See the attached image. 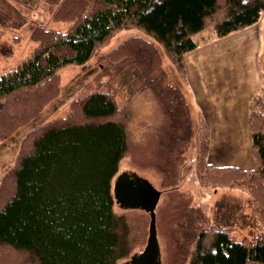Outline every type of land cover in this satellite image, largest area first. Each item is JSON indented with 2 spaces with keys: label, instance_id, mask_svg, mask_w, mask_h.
Here are the masks:
<instances>
[{
  "label": "trees",
  "instance_id": "trees-1",
  "mask_svg": "<svg viewBox=\"0 0 264 264\" xmlns=\"http://www.w3.org/2000/svg\"><path fill=\"white\" fill-rule=\"evenodd\" d=\"M13 1L30 9L35 0ZM55 1L45 0L51 6ZM58 4L57 14L64 10ZM76 4V17L65 31L32 29V53L0 73V143L58 94L60 69L76 65L88 71L90 58L113 32L136 28L148 35L149 40L133 39L153 48L162 46L186 80L183 55L199 45V32L209 26L218 37L226 36L257 23L264 10V0H77ZM11 14L9 8H0V27L13 26ZM119 47L96 59L99 69L93 84L85 82L91 87L74 95L66 115L27 129L14 162L0 176V251L8 248L7 252L25 256L21 264H117L133 255L131 211L149 215L138 208L116 211L112 184L128 152L138 167L145 163L129 148L126 121L133 116L122 115L115 93L133 103L132 90L139 91V85L142 94L150 92L156 111L164 115L156 122L160 129L152 131L164 136L160 143L166 146V161L150 159L162 176L161 187L175 183L192 144L200 182L236 185L249 192L254 215L262 216L258 223L264 229V86L248 104L254 167L216 166L207 159L209 124L200 113L195 119L191 116L181 87L169 82V71L160 59L142 64L133 54L120 56ZM112 72L118 82H111ZM103 76L107 79L100 80ZM35 89L34 97L20 104L18 95ZM172 190L166 191L170 198L163 208L155 209L157 232L162 219L169 220L164 227L168 241L164 264H264V230L250 240L233 238L225 226L210 222L201 208L189 206L190 196ZM8 259L0 264H13Z\"/></svg>",
  "mask_w": 264,
  "mask_h": 264
},
{
  "label": "rangeland",
  "instance_id": "rangeland-1",
  "mask_svg": "<svg viewBox=\"0 0 264 264\" xmlns=\"http://www.w3.org/2000/svg\"><path fill=\"white\" fill-rule=\"evenodd\" d=\"M77 0H56L53 3V6L48 5L45 0H35L31 3L30 9L25 8L26 6L18 5L13 0H0V8L2 9H10V13H12V27H0V73L4 70L9 69L12 66L17 65L21 61V59L27 57L32 53V49L35 46V40L32 39V29L38 32L40 27L51 28V29H61L65 31L71 21L76 17L75 10L77 4ZM63 5V11L57 14V6L59 4ZM66 6H65V4ZM90 6L87 3L86 9ZM259 23L261 27V48L259 55V65L263 70V79L260 87L264 86V10L259 18ZM203 29V31L199 32L196 36L200 41H204L206 37L211 34H215L211 31V29ZM38 30V31H37ZM210 32V33H209ZM140 37L141 39L149 40L148 35L142 34L136 28H123L122 30H117L112 33L111 38L107 41L101 43V45L97 48V52L90 58V65L88 67V71L81 70L80 66L76 65H67L59 70L58 74L60 76V89L58 94L54 97L52 96L46 101V104L43 105L41 111L38 112L34 118H32L27 124L20 128H16V131L13 132L12 137L3 140L0 143V176L3 172L12 165L15 158L16 150L19 146L20 139L24 136L27 129L35 126L37 123L47 122L48 120L57 119L60 116H64L69 111V102L70 100L80 92H86L93 81H91L92 77L97 73L99 69V65L96 63V59L102 54H107L112 49H116L120 45L121 53H118L120 56H124V53L129 57L131 54L137 56L139 61L142 64L150 63L152 61H156L157 59L162 62V65L169 71V82H174L181 87L183 91L181 96L183 97L182 101L187 103V108L191 116L195 119L197 114V108L194 106V103L191 99V91H189L188 79L186 76V80L181 79L179 73L176 72V69L173 67L172 60L170 57L164 53L162 46L159 44H154V48L152 46L145 45L144 41L133 37ZM127 43L125 44V42ZM151 41V40H150ZM129 42V43H128ZM125 44V45H124ZM124 45V46H123ZM146 51V53H145ZM114 56V55H113ZM184 58V57H183ZM108 60L107 56L106 59ZM112 61V59H109ZM108 62V61H104ZM184 66V62H183ZM142 68V66H141ZM185 68V66H184ZM186 70V68H185ZM106 74V73H105ZM114 74V78L111 80L112 83L118 82V78L116 77L117 73H110V75ZM107 76H103L100 80H106ZM110 77L108 78V80ZM59 80V77H58ZM91 81L92 84H85V82ZM85 84V86H83ZM140 90H141V85ZM44 86L40 87L43 89ZM39 89V90H40ZM36 90V89H35ZM139 91H136L134 88L133 93V103H130L129 97L122 96L121 94H116L115 100L119 107H122V115L123 116H133L127 117L131 118V121L127 120L126 124L129 128L130 134L128 136L129 139V148L134 151L136 157H139L141 154V161L145 164L144 166L138 167V164L132 160L131 151L128 152L124 157L120 160L119 168L117 171V176L121 172L128 173L135 172L140 176L147 178L151 184H153L160 192V198L157 202L156 212L163 208L165 202L170 198V195L166 193L168 190L180 192L182 194H187L189 197L188 205L194 206L196 208H201L205 213V216L208 217L210 222H217L220 226L226 227L229 230V234L238 240H250L252 236L258 235L260 231L264 229L260 223L261 215H254L253 204L251 201V195L247 191H243L239 186L230 187L227 185H222V187L212 186V185H203L198 177L197 173L194 170L195 168V159H194V149L193 145L190 144V147L187 153L184 156V162L180 165L177 172V179L175 183L172 182L170 185H165L164 188L161 187L160 184V173L156 172L154 167H151L150 159L155 160L157 163L164 164L166 161V146L164 143H160L161 138L164 139L163 135L155 134L152 131L154 128L156 130L160 129L156 125L160 123H156L157 119H161L164 115L163 113H159L156 111L154 104L150 99V92H144L143 94ZM38 91H34V93H22L18 95L20 104H23L27 100L31 99L33 94ZM124 91H122L123 93ZM124 94V93H123ZM26 95V96H25ZM34 97V96H33ZM54 97V98H53ZM264 97V96H263ZM132 113V114H131ZM128 114V115H126ZM165 120H168L165 118ZM143 122L146 124L145 127L141 126ZM156 123V124H155ZM155 124V125H154ZM154 126V127H153ZM149 127V128H148ZM170 130H167V134ZM166 134V136H167ZM170 134V133H169ZM168 134V136H169ZM171 135V134H170ZM251 135V134H250ZM166 137L165 140H169V137ZM210 136V130H209ZM211 136L209 137L210 143ZM164 141V140H163ZM208 143V147H209ZM252 146V145H251ZM210 149V147H209ZM136 151V153H135ZM209 153V152H208ZM155 155V156H153ZM209 155V154H208ZM207 155V158H208ZM252 161L254 167L255 159L252 156ZM157 158L160 161H157ZM137 166V167H136ZM248 167V168H252ZM246 168V167H245ZM159 169V168H158ZM177 190V191H176ZM114 209L116 211H128L124 210L118 204H114ZM131 211V217L129 221V231L131 232V237L134 239V248L132 252H139L144 248L146 244V238L148 236V225L149 218L143 212L140 213ZM256 220V227L253 225V221ZM169 220L166 218L162 219L160 224V231L157 232V240L159 241L160 253H161V264H164L166 258V246H167V237L165 236V228L166 223ZM260 222V223H258ZM9 251L8 248H3L0 251V263L6 261V257H9L8 260H11L13 264H21V262H25L26 257L21 255H16L13 252ZM132 254V253H131ZM127 258H122L117 262V264H122ZM260 264V263H259Z\"/></svg>",
  "mask_w": 264,
  "mask_h": 264
},
{
  "label": "crops",
  "instance_id": "crops-1",
  "mask_svg": "<svg viewBox=\"0 0 264 264\" xmlns=\"http://www.w3.org/2000/svg\"><path fill=\"white\" fill-rule=\"evenodd\" d=\"M261 39L258 21L226 36L211 34L183 55L191 99L210 126L207 159L216 166L253 165L248 104L263 79Z\"/></svg>",
  "mask_w": 264,
  "mask_h": 264
},
{
  "label": "water",
  "instance_id": "water-1",
  "mask_svg": "<svg viewBox=\"0 0 264 264\" xmlns=\"http://www.w3.org/2000/svg\"><path fill=\"white\" fill-rule=\"evenodd\" d=\"M113 197L123 209H143L149 215L148 236L144 248L134 252L122 264H161V253L157 230H155V209L160 198V190L150 181L134 172H121L113 184Z\"/></svg>",
  "mask_w": 264,
  "mask_h": 264
}]
</instances>
